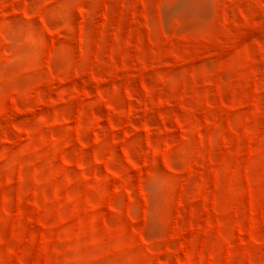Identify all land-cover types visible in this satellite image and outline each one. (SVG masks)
Instances as JSON below:
<instances>
[{
    "label": "rangeland",
    "instance_id": "obj_1",
    "mask_svg": "<svg viewBox=\"0 0 264 264\" xmlns=\"http://www.w3.org/2000/svg\"><path fill=\"white\" fill-rule=\"evenodd\" d=\"M0 0V264H264V0Z\"/></svg>",
    "mask_w": 264,
    "mask_h": 264
},
{
    "label": "bare ground",
    "instance_id": "obj_2",
    "mask_svg": "<svg viewBox=\"0 0 264 264\" xmlns=\"http://www.w3.org/2000/svg\"><path fill=\"white\" fill-rule=\"evenodd\" d=\"M206 3H208L206 0H178L165 10V16L168 19L179 14L187 15V17L200 16L207 12Z\"/></svg>",
    "mask_w": 264,
    "mask_h": 264
}]
</instances>
